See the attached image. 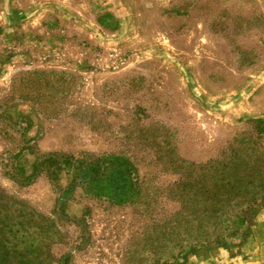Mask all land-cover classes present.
<instances>
[{"label":"rangeland","instance_id":"1","mask_svg":"<svg viewBox=\"0 0 264 264\" xmlns=\"http://www.w3.org/2000/svg\"><path fill=\"white\" fill-rule=\"evenodd\" d=\"M6 93L9 115L28 127L9 150L0 140V264L57 259L60 213L77 218L85 206L90 241L72 264H133L124 254L133 206L70 188V171L50 181L33 164L116 155L146 187H165L177 175L163 151L202 163L244 121L264 119V0H0ZM19 141L31 151L14 155ZM166 264H264V209L242 242Z\"/></svg>","mask_w":264,"mask_h":264},{"label":"trees","instance_id":"2","mask_svg":"<svg viewBox=\"0 0 264 264\" xmlns=\"http://www.w3.org/2000/svg\"><path fill=\"white\" fill-rule=\"evenodd\" d=\"M11 97L6 93L0 98V140L8 150L17 145L18 138L22 140L28 127L9 115L12 106L6 103ZM19 142L14 155L26 148L31 151L26 141ZM169 157L166 151L160 155L177 177L165 187H146L128 158L92 151L45 155L33 164V171L50 181H56L58 172L70 171V188L80 184L87 195L111 206H133L124 252L135 259L133 264H166L196 247H225L249 236L257 214L264 209V119L244 121L202 163ZM161 197L176 204L175 209L163 207ZM90 211L85 206L77 218L60 213L63 225L55 229V235L65 251L52 262L72 264L75 253L88 244ZM64 225L72 227L75 236Z\"/></svg>","mask_w":264,"mask_h":264}]
</instances>
